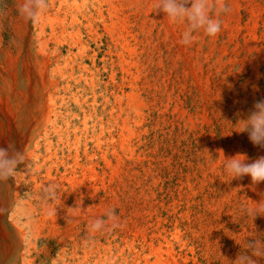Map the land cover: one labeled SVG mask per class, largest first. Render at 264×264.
Returning <instances> with one entry per match:
<instances>
[{
    "label": "rangeland",
    "instance_id": "rangeland-1",
    "mask_svg": "<svg viewBox=\"0 0 264 264\" xmlns=\"http://www.w3.org/2000/svg\"><path fill=\"white\" fill-rule=\"evenodd\" d=\"M66 1L59 8L58 0H48L43 15L33 22L19 15L23 0H0V147L15 145L24 152L26 164L31 165L30 174L25 165L18 166L17 171H26L21 170L23 173L20 171L21 175L15 178L19 181H0V264H134L132 253L141 247L151 262L154 249L161 248L168 264H232L238 255L249 252L247 241H259L264 247V217L253 221L240 212L241 206L255 207L254 202L262 199L264 182L253 186L250 177L232 180L224 171V157L241 153L251 162L264 156V149L253 146L247 133H242L249 110L256 101L264 99V0H227L230 11L220 17V33L214 38L197 33L196 41L187 46L180 43L185 26L173 24L162 12H156V0H98L103 3L105 21L93 11L96 0ZM109 1L113 9L108 20ZM102 20L112 25L113 35L120 34L127 41L124 51L117 47L127 61L120 63L113 56V69L116 81L126 85L125 94L130 92L127 83L133 79L136 112H131L127 130L122 132L123 141L115 136L117 127L106 123L105 118L103 126L94 132L89 128L87 137H82L75 148L80 167L73 168L70 156L74 155V147L66 142L68 139L72 143V138L54 133L49 121L42 117L29 125L28 110L39 90L36 65L47 53L55 54L52 50L58 47L61 52L57 63L50 68L67 74L70 64L78 60V46L82 47L86 72L75 71L65 77L72 88L65 94L54 92L53 106L55 112L59 111L62 130L66 119L78 126L82 120L81 114L73 118L79 114L75 99L90 104L95 96L92 116L99 117L104 93L111 91L107 53L110 35L100 24ZM60 24L66 25L65 35L51 34V28ZM78 28L81 40L77 46L71 45L73 41L67 33ZM111 51L114 54V49ZM88 57L93 60L89 62ZM54 74L58 78V73ZM91 81L96 95L90 92ZM108 133L115 136L113 141H106ZM97 137L102 146L107 144L106 161L95 152ZM85 143L91 156L82 153ZM218 149L223 150L224 157ZM61 160L70 164L66 173ZM48 183L59 185L61 194L50 202L57 212L53 216L47 215L49 205L40 199L42 188ZM81 197V211L73 212ZM108 208L115 209L121 227L89 233L88 223L101 218ZM16 220L19 223L15 224ZM256 259L258 264H264V258Z\"/></svg>",
    "mask_w": 264,
    "mask_h": 264
},
{
    "label": "bare ground",
    "instance_id": "bare-ground-1",
    "mask_svg": "<svg viewBox=\"0 0 264 264\" xmlns=\"http://www.w3.org/2000/svg\"><path fill=\"white\" fill-rule=\"evenodd\" d=\"M73 2H75V0H72ZM98 0H96V3H97V5L95 6L94 4V6H95V8L93 9V11H94V13L95 14H97V16L99 17V18H101V19H103L104 21H105V17H104V14H103V10H102V4L98 1ZM67 1L66 0H58V7L60 8V6H62L64 3H66ZM85 2V1H84ZM87 2V1H86ZM136 2V1H135ZM52 3H53V1H52ZM116 3H117V1H116ZM51 4V3H50ZM77 4V3H76ZM114 4V3H113ZM115 5V4H114ZM68 6H70V4L68 5ZM122 6V5H121ZM93 7V6H92ZM108 7H109V9L107 8V18H108V20L111 18V15H112V13H110L111 11V9H113V5H112V3H111V1H109V3H108ZM54 8V7H53ZM57 8V7H56ZM75 8V7H74ZM116 8V7H115ZM71 9V8H70ZM78 9V8H77ZM120 9V8H119ZM88 10V9H87ZM86 10V11H87ZM59 11V10H58ZM50 12V11H49ZM89 12V11H88ZM43 13V12H42ZM54 13V12H53ZM52 12H51V14H53ZM116 13V12H115ZM46 15H47V13H45ZM71 14V13H70ZM119 14H120V12H119ZM43 15V14H42ZM62 15V14H61ZM66 15H68V14H66ZM124 15V14H123ZM60 16V15H59ZM70 16V15H69ZM48 17H50V16H48ZM72 17V16H71ZM117 17V16H116ZM66 18V17H65ZM75 18L76 17H74L73 19H71V22H70V24H73V22H74V20H75ZM121 18V17H120ZM120 18H118V19H120ZM42 19V18H41ZM54 19V18H53ZM58 19V18H57ZM70 19V18H69ZM61 20V19H60ZM87 20V19H86ZM100 20V19H99ZM103 20L102 21H100L101 23V25L104 27V29H105V33L106 32H108L109 33V39H110V43H109V45H107V53H108V56H109V60H110V74H109V83H110V88H111V91H109V94L108 95H106L105 93H104V97H103V102H102V107H103V109H102V114H100L99 113V117H97V116H95L96 117V119H95V117H93L92 115V112H95V108H94V106H95V103H96V101H97V99H96V97L95 96H93L94 98V100L92 101L93 103H88L87 101H80V99H75V103H76V106L78 107L77 109H78V112H79V114H75V115H73V118L75 117L76 118V116H78V115H82V120L80 121V124H79V126L78 125H72V123L71 122H73V120L72 119H70V120H68V119H66L65 121H64V126H65V128L63 127V130H62V127L61 126H59V111L58 112H55V109H54V106H55V104H53V103H55L54 102V99H55V97H54V92H57V91H62V93L63 94H65V91H67L68 90V92H69V90L72 88V87H70V80L69 79H67V78H65V77H67L68 75H70V74H72L73 72H75V71H78V72H80L81 74L84 72H86L85 70H86V65H85V63H84V61L85 60H82L83 59V56H84V50H83V48L82 47H79L78 46V53L76 54V57L78 58V60H75V63H72V64H70L71 66H70V68H69V70H70V72H68L67 74H65L64 72H63V70L61 69V70H56V69H54V68H50L52 65H54L55 63H57V58H58V55L60 54V52H61V49L60 48H55L54 49V51L52 50V53H55V54H46L45 55V59L44 60H42L41 62H38V65H36V75H37V87H39V90H38V92H37V94H36V96H35V99H36V101H33V104H31L30 106V109L28 110V114H27V119H28V122H29V125H32L36 120H38L40 117H42V120H45V121H49V123L51 124V129H52V131L54 132V133H60V135H62V136H65V137H70V138H72V143H70L69 142V140L67 139L66 140V142L70 145V144H72L73 146L72 147H74L73 149H74V155L71 157L70 156V158H71V162H72V164H73V168H75V167H80L79 166V163H78V158H79V156H78V154H77V152H78V150H77V152H75V148L76 147H78L77 146V143H79V141H80V139L82 138V137H84V138H86L87 137V133H88V131H89V128H92V130L90 131V132H94V130H95V128L96 127H100L102 124H103V121H102V118H105V121H106V123H112L115 127H117V133L115 134V136H117L118 138H122L121 137V135H122V132L124 131V130H127V125H128V121H129V118L131 117V112H133V108H134V103H135V101H136V97H135V91H134V81H133V79L132 80H129L128 81V83L127 84H129V87L131 88L130 89V92L128 93V94H125V86L126 85H124L123 84V82H121V83H118L117 81H116V72H115V70L113 69V67H114V59H113V56H115L116 57V59L120 62V63H126V61L127 60H125V56L123 55V53L121 52V51H124V49H125V47H127V41H125V39L123 38V37H121L120 36V34L119 35H113V32H112V25L111 24H107V23H105L104 24V22H103ZM124 20H126V19H124ZM37 21V20H36ZM59 21V20H58ZM69 21V20H68ZM43 22V21H42ZM64 22H66V21H64ZM122 22V21H121ZM61 23H63V21H61ZM80 23V22H79ZM93 23V22H92ZM99 23V22H98ZM90 24V23H89ZM36 25H37V23H36ZM75 26H76V24H74ZM81 25V24H80ZM94 25V24H93ZM118 25H120V24H118ZM49 27V26H48ZM88 27H90V25H88L86 28H88ZM93 27V26H92ZM122 27H124V26H122ZM100 28V27H99ZM120 28V27H119ZM92 29V28H91ZM98 29V28H97ZM23 30V29H22ZM43 30V29H42ZM120 30H121V28H120ZM122 30H123V28H122ZM125 30V29H124ZM44 31V30H43ZM70 31V30H69ZM127 31V30H126ZM57 32V34H61V35H65L64 33H66L67 32V28H66V25H63V24H60L59 26H54L53 28H51V34H53V35H55V33ZM79 28L78 29H76L75 30V32L73 33L72 31H70V32H68L67 33V35H68V37H70V39L73 41L72 43H71V45H75V46H77V44L80 42V40H81V38H79ZM116 32V31H115ZM42 33H44V32H42ZM96 33V32H95ZM128 33V32H127ZM56 34V35H57ZM88 34H90L89 32H88ZM116 34V33H115ZM124 34V33H123ZM43 35V34H42ZM101 35H102V33H101ZM98 36V35H97ZM126 36H128V34L126 35ZM59 37V36H58ZM92 37V36H91ZM129 37V36H128ZM133 37V36H132ZM63 38V37H62ZM42 39V38H41ZM80 39V40H79ZM82 39H84V38H82ZM106 39V38H105ZM129 39H131L130 37H129ZM128 39V40H129ZM134 39V38H133ZM56 40H57V38H56ZM67 40V39H66ZM95 40H97V39H95ZM98 40H99V38H98ZM41 41V40H40ZM102 41V40H101ZM43 43H44V41H43ZM59 43V42H58ZM95 43V42H94ZM135 43V42H134ZM82 44V43H81ZM87 44V43H86ZM130 45V44H129ZM135 45V44H134ZM81 46V45H80ZM85 46H87V45H85ZM40 47V46H39ZM73 47V46H72ZM84 47V46H83ZM98 47V46H97ZM117 47H120V49H121V51L120 50H118L117 49ZM63 48V47H62ZM137 48V47H136ZM135 48V49H136ZM48 49V48H47ZM103 49V48H102ZM111 49H114V54H112V51H111ZM127 49V48H126ZM139 49V48H138ZM36 50V49H35ZM41 50V49H40ZM66 50V49H65ZM90 50V49H89ZM131 50V48L129 49V51ZM70 51V50H69ZM126 51V50H125ZM31 52V51H30ZM131 52V51H130ZM44 53V52H43ZM105 53V52H104ZM126 53L128 54V50L126 51ZM136 53V52H135ZM8 54V53H7ZM38 54V53H37ZM72 55V54H71ZM138 55V54H137ZM63 56V55H62ZM90 56V55H89ZM132 56V55H131ZM11 57V56H10ZM70 57V56H69ZM97 57H98V55H97ZM103 57V56H102ZM130 57V56H129ZM22 58V57H21ZM36 58V57H35ZM104 58V57H103ZM132 58V57H131ZM68 59V58H67ZM133 59V58H132ZM61 60V59H60ZM69 60H71V58H69ZM87 60L90 62V61H92L93 60V57H92V59H89V57L87 58ZM65 61H66V59H65ZM133 61V60H132ZM131 62V61H130ZM92 63V62H91ZM97 63V62H96ZM129 63V62H128ZM132 63V62H131ZM98 64V63H97ZM116 64V63H115ZM3 66H4V64H2ZM31 65V64H30ZM63 65H64V63H63ZM68 65V64H67ZM91 65V64H90ZM95 65V64H94ZM131 65H133V64H131ZM137 65V64H136ZM23 66H24V64H23ZM129 66V65H128ZM125 67V66H124ZM138 67V66H137ZM102 68V67H101ZM9 69H11V68H9ZM65 69V68H64ZM97 69V68H96ZM95 69V70H96ZM3 70V69H2ZM6 70V69H5ZM12 70V69H11ZM121 70H123V69H121ZM33 71V70H32ZM68 71V70H67ZM99 71V70H98ZM125 71V70H124ZM8 72V71H7ZM127 72V71H126ZM51 73V74H50ZM54 73H58L57 75V77L58 78H55V74ZM107 73V72H106ZM122 73V72H121ZM128 73V72H127ZM131 73V72H130ZM80 75V74H79ZM107 75V74H106ZM92 76V75H91ZM70 77H71V75H70ZM74 77V76H73ZM85 77V76H84ZM94 77V76H93ZM119 77V76H118ZM118 77H117V79H118ZM120 77H122V76H120ZM86 78V77H85ZM85 78H84V80H85ZM125 78V77H124ZM128 79H129V76H128ZM127 79V80H128ZM136 79V78H135ZM95 80V79H94ZM73 81V80H72ZM122 81V80H121ZM103 82V81H102ZM104 85V84H103ZM89 86V88H90V92H92V95H94L95 94V92L93 91V89H92V87H93V82L91 81L90 82V85H88ZM128 87V88H129ZM75 88V87H74ZM134 88V89H133ZM81 89V88H80ZM106 89V88H105ZM50 91L52 92V93H50ZM138 91V90H137ZM77 92V91H76ZM81 92V91H80ZM24 93V92H23ZM100 93V92H99ZM137 93V92H136ZM77 94V93H76ZM102 94V93H101ZM139 94V93H138ZM137 94V95H138ZM62 95V94H61ZM96 95V94H95ZM71 96V95H70ZM72 96H74V95H72ZM79 96V95H78ZM102 96V95H101ZM86 97V96H85ZM13 98V97H12ZM20 98V97H19ZM64 98V97H63ZM73 98V97H72ZM83 98H84V96H83ZM14 99V98H13ZM86 99V98H85ZM92 99V98H91ZM64 100V99H63ZM66 100V99H65ZM73 100V99H72ZM88 100V99H87ZM90 101V100H89ZM1 102V101H0ZM4 102V101H3ZM65 102V101H64ZM63 102V103H64ZM72 102V101H71ZM98 104H99V102H98ZM54 105V106H53ZM58 105H59V103H58ZM72 107V106H71ZM99 107V106H98ZM65 108V107H64ZM69 109V108H68ZM72 109V108H71ZM100 109V108H99ZM65 110V109H64ZM76 110V109H75ZM107 110V111H106ZM8 111V110H7ZM66 111V110H65ZM98 111V110H97ZM103 111H105V113L103 112ZM64 112V111H63ZM101 112V111H100ZM135 112H136V110H135ZM135 112H133L134 114H135ZM10 113V112H9ZM97 113V112H96ZM137 113H139V112H137ZM6 114H8V113H6ZM143 115V114H142ZM61 116V115H60ZM3 117V116H2ZM10 117V116H9ZM62 117V116H61ZM101 117V118H100ZM63 118V117H62ZM98 118V119H97ZM135 118V117H134ZM141 118H142V116H141ZM10 119H11V117H10ZM41 119V118H40ZM142 120V119H141ZM136 121V120H135ZM134 121V123L136 124V125H138L136 122ZM139 121V120H138ZM76 124H77V122H76ZM132 124H133V121H132ZM103 126V125H102ZM110 126V125H109ZM69 127H71V129L69 128ZM136 127V126H135ZM8 128V127H7ZM129 128V127H128ZM45 129V128H44ZM101 129V128H100ZM138 129V128H137ZM136 129V130H137ZM102 130V129H101ZM108 130V129H107ZM48 131V130H47ZM100 131V130H99ZM109 131V130H108ZM129 131H131V130H129ZM125 132V131H124ZM132 132V131H131ZM107 133V132H106ZM114 133V132H113ZM90 134H92V133H90ZM103 134V133H102ZM125 134H127V133H125ZM33 135V134H32ZM49 135V134H48ZM92 136V135H91ZM115 136L113 135V134H111V133H108V135H107V137H106V141L108 142H110V141H113L114 140V138H115ZM122 136H124V135H122ZM33 137V136H32ZM60 137V136H59ZM58 137V138H59ZM93 137V136H92ZM41 138V137H40ZM39 138V139H40ZM61 138V137H60ZM91 138V137H90ZM100 137H97V139H96V141H95V143H94V146L96 147V148H94V149H96L95 150V152H99L100 153V158L104 161L105 159H106V151H107V144L105 145V147L104 146H102L101 145V141H100V139H99ZM124 138V137H123ZM122 138V139H123ZM30 139V138H29ZM64 139V138H63ZM66 139V138H65ZM121 139V140H122ZM116 140V139H115ZM120 140V141H121ZM132 140V139H131ZM63 141H65V140H63ZM86 141V140H85ZM89 141V140H88ZM123 141V140H122ZM44 142V141H43ZM59 142H61V140L59 141ZM84 142V141H83ZM82 142V143H83ZM115 142V141H114ZM45 143H47L46 141H45ZM57 143V142H56ZM55 143V144H56ZM65 143V142H64ZM63 143V144H64ZM86 143H87V141H86ZM86 143L84 144V150H83V155L85 156V157H88V156H91V154L90 155H88L89 153H87V149H86ZM50 144V143H49ZM61 144H62V142H61ZM80 144V143H79ZM111 144V143H110ZM114 144V143H113ZM113 144H111L113 147H114V145ZM120 144V143H119ZM133 144V143H132ZM132 144H131V146H132ZM6 145V144H5ZM27 145H28V143H27ZM31 145V144H30ZM51 145V144H50ZM115 145H116V142H115ZM118 145V144H117ZM35 146V145H34ZM58 146V145H57ZM62 146V145H61ZM27 147V146H26ZM71 147V146H70ZM71 147V148H72ZM119 147H121L120 145H119ZM118 147V148H119ZM44 148V147H43ZM54 148V147H53ZM52 148V149H53ZM58 148V147H57ZM82 148V147H81ZM46 149V148H45ZM44 149V150H45ZM51 149V148H50ZM49 149V150H50ZM55 149V148H54ZM65 149V148H64ZM78 149V148H77ZM93 149V148H92ZM113 149V148H112ZM82 150V149H81ZM110 150V149H109ZM126 151H129L128 149H125ZM131 150V149H130ZM55 151V150H54ZM53 151V152H54ZM71 151V150H70ZM114 151H115V149H114ZM28 152V151H27ZM26 152V153H27ZM36 152H37V150H36ZM35 152V153H36ZM49 152V151H48ZM52 152V151H51ZM94 152V151H93ZM109 152V151H108ZM111 152V151H110ZM120 152V151H119ZM132 152V151H131ZM34 153V154H35ZM50 153V152H49ZM57 153V152H56ZM62 153V152H61ZM112 153V152H111ZM116 153V152H115ZM38 154V153H37ZM48 154V153H47ZM54 154V153H53ZM113 154V153H112ZM128 154V153H127ZM130 154V153H129ZM132 154V153H131ZM130 154V155H131ZM31 155V154H30ZM51 155V154H50ZM70 155V154H69ZM95 155V154H94ZM35 156V155H34ZM47 156V155H46ZM83 156V157H84ZM113 156V155H112ZM120 156V155H119ZM40 157V156H39ZM63 157V156H62ZM66 157V156H65ZM82 157V158H83ZM125 157V156H124ZM123 157V158H124ZM128 157H130L129 155H128ZM43 158V157H42ZM47 158H49L48 156H47ZM51 158V157H50ZM53 158V157H52ZM90 158V157H89ZM97 158V157H96ZM120 158V157H119ZM69 159V158H68ZM111 159H112V157H111ZM30 160V159H29ZM51 160V159H50ZM88 160V159H87ZM101 160V161H102ZM121 160V159H120ZM46 161H48L47 159H46ZM52 161V160H51ZM50 161V162H51ZM56 161V160H55ZM106 161V160H105ZM42 161H40V163H41ZM56 162H59L58 160L56 161ZM83 162V161H82ZM116 162V161H115ZM121 162V161H120ZM52 163V162H51ZM60 163H61V165H62V167H63V171L66 173V171H68V167L70 168V164H68L69 162L67 161V160H61L60 161ZM91 163V162H90ZM107 163H109V162H106V164ZM119 163V162H118ZM122 163V162H121ZM28 164V163H27ZM27 164H25V166L27 165ZM43 164V163H42ZM59 164V163H58ZM82 164V163H81ZM80 164V165H81ZM39 165H41V164H39ZM48 165V164H47ZM94 165V164H93ZM104 165V164H103ZM108 165V164H107ZM107 165L105 166V167H107ZM119 165V164H118ZM24 166V167H25ZM42 166V165H41ZM40 166V167H41ZM51 166V165H50ZM60 166V165H59ZM113 166V165H112ZM37 167V166H36ZM47 167V166H46ZM54 167V166H53ZM67 167V168H66ZM89 167V166H88ZM118 167V166H117ZM116 167V168H117ZM20 168V167H19ZM34 168V167H33ZM85 168V167H84ZM113 168V167H112ZM48 169V168H47ZM83 169V168H82ZM94 169V168H93ZM22 169H20V171H21ZM27 170V169H26ZM72 170V169H71ZM78 170V169H77ZM88 170V169H87ZM86 170V171H87ZM20 171H18V172H20ZM22 171H24V170H22ZM21 171V172H22ZM33 171V170H32ZM34 171H37V170H34ZM49 171V170H48ZM73 171V170H72ZM81 171V170H80ZM91 171H92V169H91ZM112 171V170H111ZM24 172H26V171H24ZM43 172V171H42ZM59 172V171H58ZM71 172V171H70ZM69 172V173H70ZM84 172V171H83ZM88 172V171H87ZM23 173V172H22ZM32 173V172H31ZM34 173V172H33ZM40 173V172H39ZM46 173H47V171H46ZM57 173V172H56ZM63 173V172H62ZM89 173V172H88ZM112 173V172H111ZM114 173V172H113ZM28 174H30V172L28 173ZM61 174V173H60ZM91 174H93V173H91ZM23 175V174H22ZM74 175V174H73ZM81 176H82V174H80ZM80 175L78 176V177H80ZM96 175H98V174H96ZM101 175V174H100ZM104 174H102V177H104L103 176ZM38 176V175H37ZM63 176V175H62ZM69 176V175H68ZM72 176V175H71ZM29 177H30V175H29ZM77 177V176H76ZM101 177V178H102ZM17 178V177H16ZM31 178V177H30ZM38 178V177H37ZM57 178V176L55 177V179ZM72 178V177H71ZM70 178V179H71ZM74 178H75V176H74ZM82 178V177H81ZM32 179V178H31ZM44 179V178H43ZM54 179V178H53ZM66 179V178H65ZM65 179H64V181H65ZM83 179V178H82ZM102 179H104V178H102ZM15 180H17V181H19L18 179H15ZM21 180H23V179H21ZM26 180V179H25ZM24 180V181H25ZM69 180V179H68ZM73 180V179H72ZM81 180V179H80ZM87 180V179H86ZM31 181V180H30ZM33 181V180H32ZM36 181V180H35ZM43 181V180H42ZM41 181V182H42ZM51 181V180H50ZM70 181V180H69ZM74 181V180H73ZM76 181V180H75ZM78 181V180H77ZM88 181V180H87ZM100 181H101V179H100ZM22 183H23V181H21ZM28 182V181H27ZM26 182V183H27ZM38 182V181H37ZM44 182H46V181H44ZM58 181H56V183H57ZM68 182V181H67ZM103 182V181H102ZM94 183V182H93ZM93 183H91V184H93ZM96 183V182H95ZM16 184V183H15ZM40 184V183H39ZM71 184V183H70ZM79 184V183H78ZM84 184V183H83ZM16 185H18V184H16ZM21 185V184H20ZM77 185V184H76ZM76 185H75V187H76ZM24 186H25V184H24ZM23 186V187H24ZM27 186V185H26ZM35 186H37V184H35ZM34 186V187H35ZM74 186V185H73ZM22 187V188H23ZM30 187V186H29ZM32 187V186H31ZM33 187V188H34ZM40 187H41V185H40ZM61 187V186H60ZM90 187V186H89ZM33 188H31V189H33ZM62 188V187H61ZM65 188H67V187H65ZM74 188V187H73ZM77 188V187H76ZM82 188H83V186H82ZM63 189H64V187H63ZM79 189H81V188H79ZM78 189V190H79ZM23 190V189H22ZM25 190H26V187H25ZM84 190V189H83ZM82 190V191H83ZM87 190V189H86ZM92 190V189H91ZM24 191V190H23ZM34 191H35V188H34ZM33 191V192H34ZM38 191V190H37ZM89 191H90V189H89ZM86 192V191H85ZM17 193V192H16ZM39 193V192H38ZM75 193V192H74ZM23 194H25V193H23ZM36 194V193H35ZM34 194V195H35ZM64 194H66V192L64 193ZM68 194V193H67ZM69 194H71V193H69ZM76 194H78V193H76ZM19 195V194H18ZM59 195H61V194H59ZM79 195V194H78ZM89 195V194H88ZM27 196V195H26ZM32 196V195H31ZM36 196V195H35ZM73 196V195H72ZM85 196V195H84ZM23 197V196H22ZM58 197V196H57ZM76 197V196H75ZM74 197V198H75ZM18 198V197H17ZM24 198V197H23ZM33 198V197H32ZM59 198V197H58ZM65 198V197H64ZM66 198H68V196L66 197ZM65 198V199H66ZM74 198H71V199H74ZM29 199V198H28ZM31 199V198H30ZM35 199V198H34ZM20 200V199H19ZM27 200V199H26ZM58 200V199H57ZM69 200V199H68ZM75 200V199H74ZM70 201V200H69ZM75 201H77V200H75ZM79 201H81L80 199H79ZM34 202V201H33ZM53 202V201H52ZM63 202V201H62ZM73 202V201H72ZM18 203V202H17ZM23 202H21V204H22ZM24 203H25V201H24ZM27 203V202H26ZM57 203H58V201H57ZM65 203V202H64ZM68 203V202H67ZM16 204V203H15ZM28 204V203H27ZM42 204V203H41ZM62 204V203H61ZM61 204H60V206H61ZM71 204V203H70ZM82 204V203H81ZM30 205V204H29ZM39 205V204H38ZM65 205V204H64ZM19 206H21V205H19ZM62 206H63V204H62ZM61 206V207H62ZM73 206V205H72ZM82 206V205H81ZM22 207V206H21ZM24 207V206H23ZM22 207V209L24 210V208ZM27 207V206H26ZM29 207V206H28ZM27 207V208H28ZM42 207V206H41ZM44 208H46V206L44 207ZM41 209V208H40ZM23 210H22V212H23ZM29 210H31V209H29ZM42 210V209H41ZM27 211V210H26ZM32 211H34V210H32ZM40 211V210H39ZM46 211V210H45ZM22 212H21V214H22ZM35 214V213H34ZM42 214V213H41ZM45 214V213H44ZM82 214V213H81ZM23 215V214H22ZM25 215V217H26V214H24ZM36 215V214H35ZM46 215V214H45ZM27 216H28V214H27ZM38 216V215H37ZM79 216V215H78ZM77 215H76V217H78ZM83 215H81L80 217H82ZM41 217V216H40ZM31 219V218H30ZM36 219H38V218H36ZM25 220V219H24ZM39 220V219H38ZM44 220V219H43ZM10 221V220H9ZM30 221V220H29ZM34 221V220H33ZM32 221V222H33ZM42 221V220H41ZM45 221V220H44ZM26 222H27V220H26ZM38 222V221H37ZM40 222V221H39ZM13 223V222H12ZM17 223H19V222H17V220H16V223L15 224H17ZM73 224V226H74V223H72ZM77 224V223H76ZM75 224V225H76ZM14 225V224H13ZM32 225H34V223H32ZM36 225H37V223H36ZM39 225H41V224H39ZM19 227H20V225H18ZM16 227L17 229L19 228V227ZM23 226V225H22ZM21 226V227H22ZM41 227V226H40ZM75 227V226H74ZM24 228V227H23ZM29 228V227H28ZM158 229V228H157ZM39 231V230H38ZM78 231V230H77ZM175 231V230H174ZM21 231H19V233H20ZM170 232V231H169ZM176 233V232H175ZM21 234V233H20ZM38 234V233H37ZM160 234V233H159ZM169 234V233H168ZM33 235V234H32ZM73 235V234H72ZM71 235V236H72ZM157 235V234H156ZM155 235V236H156ZM176 235V234H175ZM140 236V235H139ZM170 236H171V234H170ZM124 237V236H123ZM141 237V236H140ZM24 238V237H23ZM22 238V239H23ZM71 238V237H70ZM126 238V237H125ZM136 238V237H135ZM134 238V239H135ZM144 238V237H143ZM143 238H142V240H143ZM155 238V237H154ZM157 238V237H156ZM156 238H155V240H156ZM166 238V237H165ZM73 239V238H72ZM141 239V238H140ZM24 240V239H23ZM80 240V239H79ZM125 240V239H124ZM124 240H122V241H124ZM129 240V239H128ZM138 240V239H137ZM136 240V241H137ZM146 240V239H145ZM153 240V239H152ZM25 241V240H24ZM72 241V240H71ZM176 241V240H175ZM82 242V241H81ZM81 242H79V243H81ZM92 242V241H91ZM153 242V241H152ZM24 243V242H23ZM28 243H29V241H28ZM31 243V242H30ZM65 243V242H64ZM145 243V242H144ZM148 243V242H147ZM173 243V242H172ZM26 244V243H25ZM60 244H62V243H60ZM68 244V243H67ZM72 244H74V243H72ZM94 244V243H93ZM96 244V243H95ZM110 244V243H109ZM157 244V243H156ZM155 244V245H156ZM160 244V243H159ZM23 245V244H22ZM81 245H82V243H81ZM92 245V244H91ZM148 245V244H147ZM154 245V244H153ZM84 246V245H83ZM86 246H88V245H86ZM90 246V245H89ZM93 246V245H92ZM157 246V245H156ZM161 246V245H160ZM166 246V245H165ZM24 247V246H23ZM22 247V248H23ZM30 247V246H29ZM77 247V246H76ZM133 247V246H132ZM169 247V246H168ZM35 248V247H34ZM78 248H79V246H78ZM93 248V247H92ZM102 248V247H101ZM85 249V248H84ZM83 249V250H84ZM96 249V248H95ZM111 249V248H110ZM114 249H116V248H114ZM125 249V248H124ZM134 249H136V248H134ZM153 249V248H152ZM161 248H155L154 249V251H153V253H154V255H155V258H154V260L151 262L150 260H149V258H148V255L146 254V249L144 248V247H141L139 250L137 249V251L135 252V253H132V254H134V256H133V261H134V264H168L166 261L168 260V259H164L163 257H162V255L163 254H161L162 252H161V250H160ZM72 250V249H71ZM166 250V249H165ZM169 250H171V249H169ZM28 251V250H27ZM148 251V250H147ZM163 251V250H162ZM25 252V251H24ZM88 252V251H87ZM104 252V251H103ZM149 252H152V251H149ZM46 253V252H45ZM68 253H69V251H68ZM91 253V252H90ZM99 253V252H98ZM106 253V252H105ZM170 253V252H169ZM173 253V252H172ZM83 255H84V252L82 253ZM131 254V255H132ZM165 254H167V253H165ZM164 254V255H165ZM61 255V254H60ZM73 255H74V253H73ZM98 255V254H97ZM153 255V254H152ZM86 256H87V253H86ZM96 256V255H95ZM105 256V255H104ZM108 256H109V254H108ZM115 256V255H114ZM172 256V255H171ZM175 256V255H174ZM71 257V256H70ZM97 257V256H96ZM116 257V256H115ZM125 257V256H124ZM173 257V256H172ZM81 258V257H80ZM86 258V257H85ZM131 258V257H130ZM168 258H171V257H168ZM24 259V258H23ZM28 259V258H27ZM54 259V258H53ZM63 259V258H62ZM84 259V258H83ZM91 259V258H90ZM171 259H173V258H171ZM178 259V258H177ZM51 260V259H50ZM72 260V259H71ZM88 260V259H87ZM93 260V259H92ZM95 261V260H94ZM103 261V260H102ZM112 261V260H111ZM126 261V260H125ZM129 261H131L132 262V260H129ZM26 262H28V261H26ZM32 262V261H31ZM70 262V261H69ZM74 262V261H73ZM76 262H78V261H76ZM107 262V261H106ZM171 262V261H170ZM174 262V261H173ZM68 263V262H67ZM72 263V262H71ZM93 263V262H92ZM117 263V262H116ZM130 263V262H129ZM128 263V264H129ZM184 263V262H183ZM65 264V263H64ZM69 264V263H68ZM175 264V263H174ZM186 264V263H185Z\"/></svg>",
    "mask_w": 264,
    "mask_h": 264
},
{
    "label": "clouds",
    "instance_id": "clouds-1",
    "mask_svg": "<svg viewBox=\"0 0 264 264\" xmlns=\"http://www.w3.org/2000/svg\"><path fill=\"white\" fill-rule=\"evenodd\" d=\"M48 7V0H23L19 5V15L26 20L35 22ZM156 12H162L164 17L173 24L184 25L180 43L191 45L197 39V33L202 32L205 37H216L222 28L221 16L230 11L227 0H156ZM244 129L253 146L264 149V99L256 101L243 120ZM204 151H207L206 149ZM208 152V151H207ZM223 154L222 149L217 150ZM224 157V154H223ZM224 171L232 180H241L250 177L252 185L264 182V156H260L249 162L246 154L237 153L235 156L225 158ZM27 158L23 151L13 144L0 147V181H9L20 176L18 166L25 165ZM27 173L31 165H26ZM59 194V185L48 183L43 186L40 199L45 205H49L47 215L53 216L57 212L50 206ZM259 202H254L255 207L241 206L242 215L251 218L264 217V194ZM81 201L73 208V212L81 211ZM121 227L119 217L114 208L105 210L101 218L88 223V232L112 231ZM249 250L247 254L238 255L232 264H258L256 258H264V247L259 241L249 240L246 243Z\"/></svg>",
    "mask_w": 264,
    "mask_h": 264
}]
</instances>
